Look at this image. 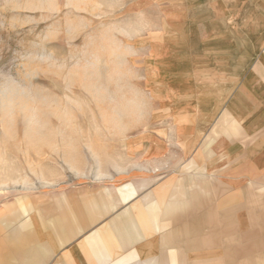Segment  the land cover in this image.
<instances>
[{
	"label": "rangeland",
	"instance_id": "obj_1",
	"mask_svg": "<svg viewBox=\"0 0 264 264\" xmlns=\"http://www.w3.org/2000/svg\"><path fill=\"white\" fill-rule=\"evenodd\" d=\"M257 65L264 0H0V211L149 164L234 174Z\"/></svg>",
	"mask_w": 264,
	"mask_h": 264
},
{
	"label": "crops",
	"instance_id": "obj_2",
	"mask_svg": "<svg viewBox=\"0 0 264 264\" xmlns=\"http://www.w3.org/2000/svg\"><path fill=\"white\" fill-rule=\"evenodd\" d=\"M256 70L251 132L235 148L248 152L235 158L234 174L204 162L157 175L156 163L119 188H69L3 206L0 264L264 263V66Z\"/></svg>",
	"mask_w": 264,
	"mask_h": 264
}]
</instances>
